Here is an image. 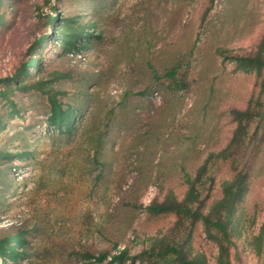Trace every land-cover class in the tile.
Returning <instances> with one entry per match:
<instances>
[{
	"label": "rangeland",
	"instance_id": "rangeland-1",
	"mask_svg": "<svg viewBox=\"0 0 264 264\" xmlns=\"http://www.w3.org/2000/svg\"><path fill=\"white\" fill-rule=\"evenodd\" d=\"M67 25L83 33L64 50ZM40 36L35 65L0 83V234L28 239L0 264H113L123 249L121 264H159L136 254L162 237L216 264L200 220L147 206L191 182L192 206L213 214L242 175L229 258L264 264V67L234 60L264 57V0H0V77ZM51 99L70 132L48 122Z\"/></svg>",
	"mask_w": 264,
	"mask_h": 264
},
{
	"label": "trees",
	"instance_id": "trees-1",
	"mask_svg": "<svg viewBox=\"0 0 264 264\" xmlns=\"http://www.w3.org/2000/svg\"><path fill=\"white\" fill-rule=\"evenodd\" d=\"M52 19L55 21V18ZM70 29V25H67L65 33L61 39L62 48L64 50H68L74 46V37H79L83 33L79 30L70 32ZM53 33L54 35H57L56 29ZM87 35L89 34L85 32L84 36ZM43 37L44 36L35 38V40L27 48V53H29L28 59L13 73V75L0 77V83L7 81H17V77L19 75L26 74L29 71V68L35 65L37 62V57L32 54L34 53L37 44ZM93 38L94 36L91 35L88 38V42L91 43ZM234 60L236 61L237 66L240 68H257V71H260L264 67V57L260 56H235ZM175 69L176 67H174L172 71ZM0 97L6 99L8 97L6 90L2 89L1 87ZM50 105L51 107L48 122L60 127L68 125L67 130L70 132L73 128V125L67 120V110L63 109L61 104L56 99H51ZM237 113L243 115L246 118H251L252 115V113H250L247 109L242 112L238 111ZM1 155L5 157L6 160H12V155L9 151L2 152ZM93 157H95V154ZM244 183L245 175L230 181H226L223 184V196L216 202V208L214 209L213 214H205L198 208L192 206V203L195 201V196L193 194L194 186L191 182L182 201H172L168 203L155 202L148 205L147 210L153 215L167 211H173L179 214L181 217L190 218L194 221L200 220L204 225L206 232L209 233V235L215 237L218 241L219 253L216 264H231L229 258V246L233 245V242L230 239V221L232 218L233 206L240 198L241 192L245 185ZM262 229L264 230V227H262ZM27 245V236H25L19 229L9 230V232L0 234V259H3L6 256L11 259H16L18 256L22 258L26 257L28 252L25 250V247ZM106 256V253L103 252L97 256L93 254H87L86 257H93V261L99 262L102 261ZM136 256H141L148 262H151L152 260L153 263L157 262L159 264H205L199 257H188L179 244L170 240L168 241L163 237L157 238L150 247L143 249L140 253L136 254ZM125 257H128V254L127 250L123 249L118 253L112 254L110 256L109 262L113 264H121Z\"/></svg>",
	"mask_w": 264,
	"mask_h": 264
}]
</instances>
